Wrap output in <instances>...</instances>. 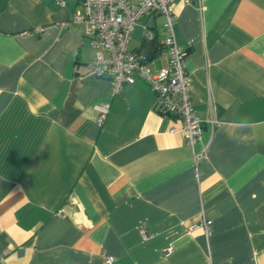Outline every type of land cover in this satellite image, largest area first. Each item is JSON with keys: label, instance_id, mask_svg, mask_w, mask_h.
<instances>
[{"label": "crops", "instance_id": "1", "mask_svg": "<svg viewBox=\"0 0 264 264\" xmlns=\"http://www.w3.org/2000/svg\"><path fill=\"white\" fill-rule=\"evenodd\" d=\"M171 4L192 147L137 72L93 73L80 0H0V264H264V0ZM163 22L127 47L154 69Z\"/></svg>", "mask_w": 264, "mask_h": 264}, {"label": "built area", "instance_id": "2", "mask_svg": "<svg viewBox=\"0 0 264 264\" xmlns=\"http://www.w3.org/2000/svg\"><path fill=\"white\" fill-rule=\"evenodd\" d=\"M172 1L80 0L72 20L84 26V33L94 50L90 62L93 73L109 79L113 88L119 90L123 84H131L132 73L137 72L149 83L157 112L180 121L184 141L192 147L201 137V120L192 108L189 79L184 70L186 52L175 40ZM150 12L164 16L161 45L166 51L167 63L159 69L151 67L145 54L127 48L133 28ZM145 38H151V33L145 32ZM107 109V106L98 107L99 122L104 119ZM208 119L214 123L212 118ZM200 157V154L195 155L196 160ZM200 226L209 234L207 222L202 221ZM112 261L113 257H106L107 264Z\"/></svg>", "mask_w": 264, "mask_h": 264}, {"label": "trees", "instance_id": "3", "mask_svg": "<svg viewBox=\"0 0 264 264\" xmlns=\"http://www.w3.org/2000/svg\"><path fill=\"white\" fill-rule=\"evenodd\" d=\"M151 42H152V39L145 40L143 43V49L139 50V52H141L147 56V59H150L149 54L153 53L152 49H150V48H152V46H154V48H156V46H157Z\"/></svg>", "mask_w": 264, "mask_h": 264}]
</instances>
